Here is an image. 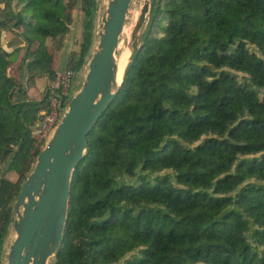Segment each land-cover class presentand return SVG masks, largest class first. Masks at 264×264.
<instances>
[{
	"label": "trees",
	"instance_id": "trees-1",
	"mask_svg": "<svg viewBox=\"0 0 264 264\" xmlns=\"http://www.w3.org/2000/svg\"><path fill=\"white\" fill-rule=\"evenodd\" d=\"M92 10L0 0V261L43 144L44 93L85 63ZM87 141L56 264H264V0H152L143 47Z\"/></svg>",
	"mask_w": 264,
	"mask_h": 264
},
{
	"label": "water",
	"instance_id": "water-1",
	"mask_svg": "<svg viewBox=\"0 0 264 264\" xmlns=\"http://www.w3.org/2000/svg\"><path fill=\"white\" fill-rule=\"evenodd\" d=\"M134 0H105L90 55L77 72L72 95L44 140L12 205L0 264H56L69 208L71 179L84 156L87 136L117 96L143 47L152 0H141L126 42L125 63L116 57ZM45 95V93H44Z\"/></svg>",
	"mask_w": 264,
	"mask_h": 264
},
{
	"label": "built area",
	"instance_id": "built-area-1",
	"mask_svg": "<svg viewBox=\"0 0 264 264\" xmlns=\"http://www.w3.org/2000/svg\"><path fill=\"white\" fill-rule=\"evenodd\" d=\"M76 75L77 71L72 68L56 71L50 87L45 91V96L49 100V108L39 112L41 118L33 127V134L37 135L43 142L61 117L60 106H66L65 103L69 101L72 95Z\"/></svg>",
	"mask_w": 264,
	"mask_h": 264
},
{
	"label": "rangeland",
	"instance_id": "rangeland-1",
	"mask_svg": "<svg viewBox=\"0 0 264 264\" xmlns=\"http://www.w3.org/2000/svg\"><path fill=\"white\" fill-rule=\"evenodd\" d=\"M91 1H93V10H92V17H91V43H90L92 45V44H94V42L96 40V36H95L96 25L99 21V17H100L101 10L103 8L105 0H91ZM140 4H141V0H134L133 1L132 6H131L132 11L130 10L129 19H128L126 25H129V23H131L132 14H133V12L138 11ZM81 17H82V14L80 12L79 5H78L77 11H76V20L72 26V30H71L72 32L70 33L71 37L69 36L70 37L69 40L72 42L81 41L83 39V29H82V24H81ZM8 41H9V34L6 31H2L1 36H0V44L2 45V47L4 49H6L7 51H10L11 48H9L7 45ZM91 45L89 48V52L85 58V62L89 58ZM82 71H83L82 68H80L77 71L79 73V80L82 77V74H83ZM41 95H42L41 92L37 93L38 97H40ZM66 100H68V99H66ZM67 102L65 104H67ZM8 177L12 180H16L17 174L16 173H8ZM9 232H10V229L8 230V232L6 234L5 243L7 242Z\"/></svg>",
	"mask_w": 264,
	"mask_h": 264
},
{
	"label": "bare ground",
	"instance_id": "bare-ground-1",
	"mask_svg": "<svg viewBox=\"0 0 264 264\" xmlns=\"http://www.w3.org/2000/svg\"><path fill=\"white\" fill-rule=\"evenodd\" d=\"M137 15H138V11L133 12L132 17H131V23H129V25L125 26L124 31L122 33V37H121L122 40L119 43L117 57H116L117 63L120 67V70L122 69V67L125 63V58L127 55V53L125 52V48H126L125 46H126V42H127L128 38L130 36L132 25H133Z\"/></svg>",
	"mask_w": 264,
	"mask_h": 264
},
{
	"label": "crops",
	"instance_id": "crops-1",
	"mask_svg": "<svg viewBox=\"0 0 264 264\" xmlns=\"http://www.w3.org/2000/svg\"><path fill=\"white\" fill-rule=\"evenodd\" d=\"M71 30H72V27H71ZM71 32H72V31H70V33H71ZM69 36H70V34H69ZM70 37H71V36H70ZM70 37H69V38H70ZM68 42H69V41H67V43H68ZM66 50H67V46H66L64 52H65ZM64 52H63V53H64ZM62 62H63V61H62ZM61 69H62V68H61Z\"/></svg>",
	"mask_w": 264,
	"mask_h": 264
}]
</instances>
